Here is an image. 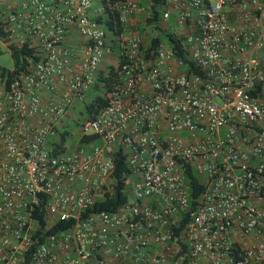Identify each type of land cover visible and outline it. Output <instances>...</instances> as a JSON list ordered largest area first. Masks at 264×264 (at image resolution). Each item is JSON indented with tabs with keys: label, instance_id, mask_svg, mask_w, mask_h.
<instances>
[{
	"label": "built area",
	"instance_id": "obj_1",
	"mask_svg": "<svg viewBox=\"0 0 264 264\" xmlns=\"http://www.w3.org/2000/svg\"><path fill=\"white\" fill-rule=\"evenodd\" d=\"M14 1L0 50L30 54L0 70V264H264V0H165L139 29L155 0H99V20L92 0ZM170 15L194 70L151 41ZM109 43L108 100L77 122ZM186 165L205 185L192 204ZM117 181L125 199L92 209Z\"/></svg>",
	"mask_w": 264,
	"mask_h": 264
},
{
	"label": "trees",
	"instance_id": "obj_2",
	"mask_svg": "<svg viewBox=\"0 0 264 264\" xmlns=\"http://www.w3.org/2000/svg\"><path fill=\"white\" fill-rule=\"evenodd\" d=\"M165 0H155L153 8L151 11H149L148 16L146 17L147 23H150L151 21H156L159 18V11L155 7L160 3H163ZM109 17V16H108ZM106 18L104 21V24L107 27V33H112L114 31L112 19ZM171 17V15H170ZM101 16H97L96 19H101ZM115 29L118 31L120 30V25L118 22L114 24ZM157 29V36L154 37L151 41L152 42H158L159 40H162L167 45H169L170 48H172L175 51V55L183 59L184 65L187 68V70H194L192 67V64L184 55V52L179 45V40L177 37L173 35L170 30L163 29L159 26H156ZM5 34L2 24L0 21V37H2ZM9 55L12 59V68L7 69L2 66H0L1 74L6 75V81H9L11 78V75L18 72L20 69H22L26 63L25 56L30 54L29 48L26 46L25 43L17 46L10 44L9 45ZM2 50H0V53ZM116 76L115 68H113L112 65H106L105 69L101 65L98 67L97 72L95 73L93 83L88 88L86 94L91 96L87 101L82 99L80 103H82L80 114H84V116H91L94 114L99 107L104 105L108 100V92L111 86V83L113 82L114 78ZM93 93V94H92ZM85 94V95H86ZM85 97V96H84ZM66 132H63L60 134L59 137V143H63L66 139ZM94 141L95 136L92 134L83 135L77 139L78 143L85 142V141ZM54 145V143H51ZM56 147H59L58 150L55 149V151H62L63 148H60L59 144H56ZM116 168L114 171L115 178H118V169L121 167V159L115 158ZM185 182L187 185V191L189 196V203H194L195 199H197L201 192L204 189V184L202 183L200 179V175L190 166L186 165L185 167ZM121 181H117V186L115 188V191L110 196H107L106 198L99 200L94 203L92 206V209H112L115 208L119 203H121L125 196L121 193ZM67 225V222L59 220L57 221L55 227L53 229H61Z\"/></svg>",
	"mask_w": 264,
	"mask_h": 264
},
{
	"label": "crops",
	"instance_id": "obj_3",
	"mask_svg": "<svg viewBox=\"0 0 264 264\" xmlns=\"http://www.w3.org/2000/svg\"><path fill=\"white\" fill-rule=\"evenodd\" d=\"M15 1L14 0H0V12L2 10L3 7H5V5H9V4H14ZM142 5H147V2L144 0L141 2ZM99 11V0H97L96 2L94 0H92V3L90 4V6L88 7V13L90 15H96L95 17L97 16H101L103 18V16L100 14ZM230 18H231V21L233 23H236V14H237V7L236 5H233L231 6L230 8ZM149 14V11L148 9H146V13L144 14H137L136 16H134V20H133V28L134 29H139L140 28V24L144 21L145 23L147 22V16ZM104 22V21H103ZM164 22L165 21H160V26H162L161 28L163 29H166L165 25H164ZM167 26V25H166ZM148 33V38H150V30L147 32ZM108 35H110L111 33H107ZM147 38V36H146ZM82 38L77 34L75 28L73 26H71L70 28H68V32L66 33V39H65V42H66V45L71 48L72 50H75L78 48V46H80V43H82ZM109 45L111 46L112 48V51L111 53H105L104 56H103V59L101 60L99 66H101V64L106 61V59L108 58V56H111L113 53L112 52H115L116 49L114 47V43H109ZM117 52V51H116Z\"/></svg>",
	"mask_w": 264,
	"mask_h": 264
},
{
	"label": "rangeland",
	"instance_id": "obj_4",
	"mask_svg": "<svg viewBox=\"0 0 264 264\" xmlns=\"http://www.w3.org/2000/svg\"><path fill=\"white\" fill-rule=\"evenodd\" d=\"M95 2L97 0H94ZM172 23H173V17H169L165 22H164V25H169L170 27L172 26ZM172 29V28H171ZM174 30V29H172ZM108 32V31H107ZM115 60H116V57L112 54L111 56H108V58L106 59V61H104L101 65L104 67H106V65H112L115 63ZM0 66L4 67V68H7V69H11L12 68V59L8 53V51L6 50H2V52L0 53ZM93 94V93H92ZM92 95H88L86 94L85 97H84V100H88L89 98H91ZM81 106H82V103L78 104L77 108L73 109V119H76L77 118V122H79L83 117H84V114H81L79 115L78 113H80L81 110ZM74 123L75 122H70L69 125L71 126V129L73 131L76 130V128L74 127ZM77 138V131L74 132V134L71 135V137L69 138L68 142L69 144H71L75 139Z\"/></svg>",
	"mask_w": 264,
	"mask_h": 264
}]
</instances>
